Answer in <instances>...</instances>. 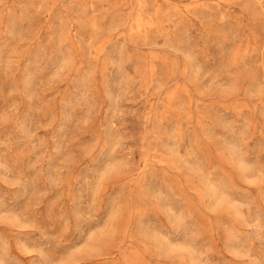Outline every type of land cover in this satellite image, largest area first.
Instances as JSON below:
<instances>
[{
    "label": "rangeland",
    "instance_id": "1",
    "mask_svg": "<svg viewBox=\"0 0 264 264\" xmlns=\"http://www.w3.org/2000/svg\"><path fill=\"white\" fill-rule=\"evenodd\" d=\"M0 264H264V0H0Z\"/></svg>",
    "mask_w": 264,
    "mask_h": 264
}]
</instances>
